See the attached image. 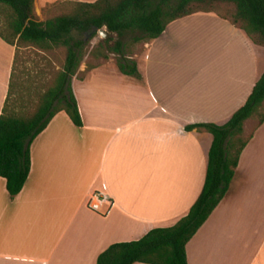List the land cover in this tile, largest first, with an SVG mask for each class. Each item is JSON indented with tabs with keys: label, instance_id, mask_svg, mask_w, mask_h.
Segmentation results:
<instances>
[{
	"label": "crops",
	"instance_id": "1",
	"mask_svg": "<svg viewBox=\"0 0 264 264\" xmlns=\"http://www.w3.org/2000/svg\"><path fill=\"white\" fill-rule=\"evenodd\" d=\"M204 40L209 50L192 52ZM140 46L128 56L140 78L116 64L77 71L81 126L57 112L29 146L20 192L0 177V264H96L110 244L173 225L198 197L212 137L186 126L225 123L264 71V48L213 12L175 19ZM14 52L0 37V114ZM95 191L111 199L103 215L87 206ZM185 252L187 264H264V121Z\"/></svg>",
	"mask_w": 264,
	"mask_h": 264
},
{
	"label": "trees",
	"instance_id": "2",
	"mask_svg": "<svg viewBox=\"0 0 264 264\" xmlns=\"http://www.w3.org/2000/svg\"><path fill=\"white\" fill-rule=\"evenodd\" d=\"M33 1L0 0V6L6 9L0 20V37L15 47L9 88L0 114V177L5 179L11 197L20 192L29 174V146L50 119L64 111L74 125L81 126L71 77L76 73L85 47L99 29L106 35L98 41V48L92 49L94 55L106 61L109 53L118 54L120 57L115 63L118 70L136 78L140 74L135 61L123 53L125 43L117 40L111 46L110 34L118 37L131 34L132 42L139 43L157 38L175 19L196 12H213L264 48V0H75L68 13L44 20L36 18ZM23 46L44 51L61 46L66 54L62 69L56 72L53 84L38 97L34 108L26 114H14L9 102ZM250 118L256 121L245 135L243 124ZM263 121L264 71L246 101L225 123L186 126L187 130L206 131L212 137L203 186L187 213L173 225L152 228L137 240L110 244L99 253L96 264H187L186 243L225 195L241 150Z\"/></svg>",
	"mask_w": 264,
	"mask_h": 264
},
{
	"label": "rangeland",
	"instance_id": "3",
	"mask_svg": "<svg viewBox=\"0 0 264 264\" xmlns=\"http://www.w3.org/2000/svg\"><path fill=\"white\" fill-rule=\"evenodd\" d=\"M44 1L46 3L42 1L39 6L35 5V2L33 1L34 13L38 20H44L55 15L68 13L72 9L75 0ZM79 1L92 2L94 0ZM49 4H51V6H48ZM4 8L5 7L0 6V20L3 19L6 13V9ZM110 35L111 40L109 43L111 46H113L117 40L125 43L123 53L126 56H132L134 53H142V48L140 46L141 42L133 43L131 40V34H125L122 37H118L115 33ZM101 38H103V36L97 33L85 47L84 55L76 69V72L78 71V77L85 75L87 71H93V68L98 67L95 71H101L102 63H107L103 66L102 70L114 71L112 69H116V59L120 57L118 54L109 53L108 59L102 61L99 56H95L94 52H92L94 47L95 49L98 48L97 43ZM202 49L209 50V40L201 41L199 47L197 45L196 49H192V52L194 51V53H198ZM99 51L101 52V47L99 48ZM102 51L104 52V49H102ZM262 51L264 53L263 49ZM65 54V48L61 46L53 47L52 49L45 51L34 46L21 47L14 78L16 84L9 102V109L12 113L26 114L34 108L38 97L53 84L56 72L62 69ZM116 71L118 70L116 69ZM255 121V118H253L247 123L245 135L251 129V126Z\"/></svg>",
	"mask_w": 264,
	"mask_h": 264
},
{
	"label": "built area",
	"instance_id": "4",
	"mask_svg": "<svg viewBox=\"0 0 264 264\" xmlns=\"http://www.w3.org/2000/svg\"><path fill=\"white\" fill-rule=\"evenodd\" d=\"M104 203H111L109 196L103 192L95 191L89 196L87 206L92 211L103 215L106 213V210L102 208Z\"/></svg>",
	"mask_w": 264,
	"mask_h": 264
},
{
	"label": "water",
	"instance_id": "5",
	"mask_svg": "<svg viewBox=\"0 0 264 264\" xmlns=\"http://www.w3.org/2000/svg\"><path fill=\"white\" fill-rule=\"evenodd\" d=\"M98 33L101 34L103 37L105 36V32H104L103 29H99V30H98Z\"/></svg>",
	"mask_w": 264,
	"mask_h": 264
}]
</instances>
